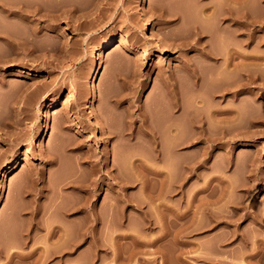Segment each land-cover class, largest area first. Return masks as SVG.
Returning a JSON list of instances; mask_svg holds the SVG:
<instances>
[{"label": "rangeland", "instance_id": "374dc122", "mask_svg": "<svg viewBox=\"0 0 264 264\" xmlns=\"http://www.w3.org/2000/svg\"><path fill=\"white\" fill-rule=\"evenodd\" d=\"M236 1L254 23H208L217 0H0V264H264V0ZM197 37L235 51L229 83Z\"/></svg>", "mask_w": 264, "mask_h": 264}, {"label": "bare ground", "instance_id": "6f19581e", "mask_svg": "<svg viewBox=\"0 0 264 264\" xmlns=\"http://www.w3.org/2000/svg\"><path fill=\"white\" fill-rule=\"evenodd\" d=\"M210 1H211V0H210ZM217 1H218V4H216L215 6L209 8V9H206V11H207V10H208V11L205 12V13H203V14H206V13H207V14L205 15L207 21H208V20H209V21H210V20H212V21L215 20V22L218 23V25H219V24H222V22L225 23V21H226V23H227V21H230V22L232 21L231 23L234 22V23L237 25V26H236V25H235V26H236V27L239 26V28H240L241 26H243V27H247L248 25H250L249 23H250V21L252 20V17H251V20H250V16H251V15H249L248 13H245L244 15L241 14V16H240L239 12L237 13V11H235L234 8L228 7V6H226L225 4H224L225 7L223 6L224 8H221L220 5H221V4L223 5L224 1H223V3H221L220 5H219V3H220L221 0H220V1L217 0ZM230 1H231V0H230ZM233 1H236V0H233ZM237 1H241V0H237ZM237 1H236V2H237ZM225 2H226V1H225ZM245 2H246V0H245ZM212 3H215V0H214V2H212ZM226 3H227V2H226ZM233 3H234V2H233ZM209 4H211V2H210ZM212 5H213V4H212ZM217 5H219L221 9H220L219 6H217ZM200 6H201V5H200ZM202 6H206V5H202ZM202 6H201V7H202ZM207 6H208V4H207ZM209 7H210V6H209ZM218 8H219V9H218ZM235 8H236V7H235ZM203 9H204V8H203ZM203 9H202V10H203ZM199 10H200V9H199ZM236 10H237V9H236ZM203 11H204V10H203ZM163 12H164V11H163ZM245 12H246V11H245ZM165 13H166V12H165ZM161 14L163 15V17L161 16L162 18L167 17V15L164 16V13L161 12ZM200 14H201V12H200ZM250 14H251V13H250ZM242 15H243L244 20H243V18H242ZM169 17H170V16H169ZM170 18H172V17H170ZM164 19H166V18H164ZM167 20H168V19H167ZM170 20H172V19H170ZM206 20H205V22H206ZM165 21H166V20H165ZM165 21H164V22H165ZM209 21H208V23H209ZM252 21H253L252 23H254V20H252ZM205 22H204V23H205ZM170 23H171V21H166V25H168V27H169V24H170ZM206 23H207V22H206ZM206 23H205V24H206ZM208 23H207V25H208ZM212 23H213V22H210V24H212ZM228 23H229V22H228ZM228 23H227V26H229ZM163 24H164V23H163ZM214 24H215V23H213V25H214ZM170 25H171V24H170ZM194 25H195V24H194ZM218 25H217V26H218ZM200 26H201L202 29H204V28L202 27V25H200ZM215 26H216V24H215ZM217 26H216V28H217ZM227 26L224 25V27H227ZM230 26H231V25H230ZM195 27H196V26H195ZM195 27H194V28H195ZM224 27H222V28L224 29ZM243 27H242L241 29H243ZM192 28H193V27H192ZM214 28H215V27H214ZM216 28H215V29H216ZM219 28H220V27H219ZM219 28H218V29H219ZM229 28H230V27H229ZM218 29H217V30H218ZM223 29L220 28L219 30L222 31ZM194 30H195V29H194ZM196 30H197V28H196ZM196 30H195V31H196ZM237 30H238V29H237ZM197 31H198V30H197ZM200 31H201V29H200ZM202 31H203V30H202ZM204 31H205V30H204ZM223 32H224V31H223ZM195 33H196V32H194V36L196 37ZM197 33H199V31H198ZM201 33H202V32H201ZM219 34H220V33H219ZM198 36H199V35H198ZM197 38H198V39L193 40L194 43H195V41H196V43H195V44H191L190 47H191L192 49H194L196 52H198L199 56H201L200 58H202V59L204 58V59L206 60V61H205V60L203 59L205 62H209V61L211 62V61H212L213 66H215V68H213L212 70L215 71L214 73H216V75L220 76V75H222L221 72H222L223 74H224V72H227L226 70H229V69H230V66L233 65V64L231 65V64H229V63H231V62L233 61L232 58L235 57V56H234L235 54H233L235 51L233 52V51L231 50V51L233 52V53L231 52V53H232L231 56H230V52H229V59H230V58H231V59H230V60L227 59L229 63H227V61H226V63H225V64H226L225 66L227 67V68H226V67L223 65V64H224L223 62L221 63L220 60H219L220 62H218V61L216 60V59H218L219 57H218V58L216 57V59H215V57H214L215 55H213V54H215V53L213 52V49H212V48H211V49H212V52H213V53L211 52V50L209 49L208 45H206L207 42H204L203 39L200 38V37H197ZM194 39H195V38H194ZM152 40H153V39H152ZM190 42H191V41H190ZM182 43H183V42H182ZM114 44H116V40H115V39H109V40L105 41L103 44H101V46H100V48H99V56H101L102 53H104L106 50H108V48H109V49L112 48V47L114 46ZM185 44H187V43H184V45H185ZM182 45H183V44H182ZM180 47L182 48V46H180ZM184 47H185V46H184ZM188 47H189V46H188ZM190 47H189V48H190ZM192 49H191V50H192ZM186 51H187V50H186ZM236 54H238V53H236ZM227 55H228V54H227ZM236 56H237V55H236ZM225 57H228V56H225ZM225 57H224V58H225ZM203 60H201V61H203ZM207 60H209V61H207ZM225 60H226V58H225ZM231 60H232V61H231ZM204 61H203V62H204ZM222 61H223V60H222ZM230 61H231V62H230ZM205 62H204V63H205ZM213 62H214V63H213ZM224 62H225V61H224ZM200 63H202V62H200ZM204 63H203V65H204ZM220 63H221V64H220ZM233 63H234V62H233ZM198 64H199V63H198ZM206 64H207V63H206ZM208 64H209V63H208ZM215 64H216V65H215ZM221 65L224 66V67H222ZM208 66L210 67V64H209ZM208 66H206V67H208ZM213 66H212V67H213ZM233 66L235 67V65H233ZM199 67H200V66H199ZM203 67H204V66H203ZM216 67H217V68H216ZM218 67H219V68H218ZM221 67H222V68H221ZM182 68H183V67H182ZM182 68H181V69H182ZM201 68H202V66H201ZM201 68H200V69H201ZM210 68H211V67H210ZM210 68H209V69H210ZM224 68H225L226 70H225ZM183 69H185V71H186L187 74L189 75V76H188V75H187V76H188V77H191L189 80L192 79V80L194 81V80L200 78L202 75H207V74H205L206 72H204L203 69H202L203 71H201V70L197 67V65L194 64V62H193V64H192V62L190 63V61H189L188 64L185 65V67H184ZM207 69H208V68H207ZM209 69H208V70H209ZM217 69H218V70H217ZM233 69H237V68H233ZM233 69L231 68L230 70L232 71ZM212 70H210V71H212ZM230 70H229V71H230ZM231 71L229 72V74L231 73ZM233 71H234V70H233ZM233 71H232V72H233ZM248 71H249V70H248ZM183 72H184V70H183ZM203 72H204V74L201 75V73H203ZM243 72H244V71H243ZM243 72H242V73H243ZM249 72H251V71H249ZM209 73H210V72H209ZM214 73L212 74L213 76H211L212 78L210 77L211 79L208 78V79L210 80V82H211L213 79H215L216 77L218 78V76L214 75ZM240 73H241V72H240ZM252 73H253V72H252ZM99 74H100V72H99V67H97V68L94 70V72L92 73V77H91V80H90V88L92 89L93 97H95L96 94H97V92H96V88H97V83H98V76H99ZM225 74H228V73H225ZM225 74H224V75H225ZM229 74H228V75H229ZM245 74H247V73L245 72ZM245 74H243V75H245ZM169 75H170V76H169ZM169 75L166 76V77H165V80H164V83H165V84H164V87H165V88H164V92H166L167 95L171 98V101H172L173 103L176 104V100L178 99V98H177V94H178V93H177V90H176L177 87H176V85H175V83H174L175 81H174V78H173V76H175V75H173V74H172L173 76H172L171 74H169ZM208 75H209V74H208ZM224 75H223L224 80H225V77H227V78H226V81H227V79H228L229 76H228V75H227V76H226V75L224 76ZM243 75H242V76H243ZM30 76H31V73H30V72H28V74L25 72V74H23L22 77L25 78V79H27V78H29ZM246 76H247V78H246V82H245V83H246V84H245L246 86H245V88H243V87H244V85H243L244 82H243V83H242V88H243V89H242V88H241L242 90L238 89V90L235 92L236 96H239L240 94L245 93V90H247V91H249V90L251 91V90H252V89H250V87H251V85H252L253 83H255V82H254V81H255L254 76H253V74H251V73H248ZM214 77H215V78H214ZM220 77H222V76H220ZM176 78H177V77H176ZM203 78H204V77H202V80H203ZM217 78H216V79H217ZM242 78H243V77H242ZM200 79H201V78H200ZM204 79H206V78H204ZM216 79H215V81H217ZM222 79H223V78H222ZM192 80H191V81H192ZM232 80H233V78H232ZM232 80L230 79V81H232ZM235 80H239V79H235ZM235 80H233V81H235ZM193 81H192V82H193ZM203 81H204V80H203ZM203 81H202V82H203ZM213 81H214V80H213ZM213 81H212V82H213ZM233 81H232V82H233ZM243 81H244V80H243ZM192 82H191V83H192ZM212 82H211V83H212ZM227 82L229 83V81H227ZM227 82H226V83H227ZM226 83H225V84H226ZM238 83H239V82H238ZM193 84H195V86L198 85V84L195 83V82H194ZM196 84H197V85H196ZM199 84H200L201 86L203 85V84H201V83H199ZM218 84H219V87H220V85H221L220 81H219ZM211 85H213V84H211ZM178 86H179V85H178ZM192 86H193V85H192ZM192 86H191V88L194 87V86H193V87H192ZM221 86H222V85H221ZM224 86L226 87V85H224ZM225 87H224V89H226ZM228 87H229V86H228ZM232 87H233V86H232ZM194 88H195V87H194ZM194 88H193L192 92L195 90ZM216 88H217V87H215V89H216ZM221 88H222V87H221ZM221 88H220V90H221ZM239 88H240V87H239ZM233 89H234V88H233ZM253 89H254V88H253ZM196 90H197V89H196ZM196 90H195V91H196ZM200 90H201V89H200ZM202 90L204 91V89H202ZM217 90H219V89H217ZM228 90H230V88H228ZM162 91H163V90H162ZM197 91H199V89H198ZM224 91H227V90H224ZM230 91H231V90H230ZM164 92H163V93H164ZM199 92L201 93L202 91H199ZM218 92H219V91H218ZM221 92H222V91H221ZM253 92H254V91H253ZM253 92H251V93L253 94ZM203 93H204V92H203ZM248 93H250V92H248ZM251 93H250V94H251ZM193 94H194V92H193ZM215 94L217 95V92H216V91H215ZM215 94H213V95H215ZM218 94H221V93L219 92ZM231 94H232V93H231ZM163 95H164V94H163ZM199 95H200V94H199ZM213 95H212V96H213ZM224 95H225V94H224ZM232 95H233V94H232ZM243 95H244V94H243ZM196 96H197V93H196ZM249 96H250V95H249ZM213 97H214V96H213ZM223 97H224V96H223ZM239 97H240V96H239ZM252 97H253V96H252ZM252 97H251V99L253 100L254 98H252ZM95 98H96V97H95ZM95 98H92V101H91V104H92V105H94V100H95ZM198 98H199V97H198ZM200 98H201V97H200ZM255 98H257V96H256ZM196 99H197V98H196ZM221 99H222V98H221ZM204 100H205V99L203 98V101H202V102L205 103L206 100H205V101H204ZM235 100H236V99H235ZM249 100H250V99H249ZM252 100H251V102L253 103L254 101H252ZM202 102H201V103H202ZM248 102H250V101H248ZM123 103H124V101H123ZM232 103H233V102H232ZM177 104H178V102H177ZM202 104H203V103H202ZM205 104H206V103H205ZM233 104H234V103H233ZM233 104H231V105H233ZM250 104H251V103H250ZM116 105H117V104H116ZM116 105L114 104V107H116ZM176 106H178V105H176ZM233 106H234V105H233ZM233 106H232V107H233ZM117 107H118V106H117ZM229 107L231 108L230 104H229ZM249 107H250V105H249ZM214 109H215V108H214ZM216 109H218V108H216ZM216 109H215V110H216ZM228 109H229V108H228ZM236 109H238V108H236ZM215 110H214V111H215ZM250 110H251V109H250ZM141 111H142V110H141ZM237 111H238V110H237ZM253 111H254V110H253ZM143 112H144V111H143ZM216 112H217L216 114H217L218 116L220 115V117H221V116L223 117V115H224V117H225V116H231V118L226 117V118H227V121H224V122H223V120H224V119L226 120V118H223V119H222V117H221V118L219 117V118H220L219 120H221L224 124H225V122H229L228 124H230L231 126H233V127H229V128H231V129L234 128V130H235V126L237 127L238 123L241 122V123H240V126H242L241 124H242V122L245 120L244 117H245L247 114L249 115V113L246 112L247 114H245V116H243V118L241 117V120H243V119H244V120L239 122V121H238V118L240 117V116H239V113H240V112L238 111V112H239V113H238V116H239V117L236 118V117L234 116V115H236V110H235V108H234V111H232V109H231V110H227V111H225V110H224V111H223V110H222V111H219V109H218V111H216ZM248 112H250L249 109H248ZM251 112H252V111H251ZM251 112H250V113H251ZM140 114H141V113H140ZM140 114H139V115H140ZM142 114H143V113H142ZM142 114H141V115H142ZM142 116H144V114H143ZM251 116H253V115H251ZM251 116H248V118L251 117ZM98 117H99V116H98ZM98 117H96V118H98ZM133 118H134V117H133ZM143 118H144V117H143ZM246 118H247V116H246ZM139 119H140V118H139ZM249 119H250V118H249ZM140 120H141V119H140ZM140 120H138V121H140ZM217 121H218V120H217ZM140 122H141V123L143 122V123H142V125L139 126V127H145V128H147V127L149 126L148 123H146V122L143 121V119H142ZM222 122H221V123H222ZM246 122H247V121H246ZM249 122H250V121H249ZM249 122H248V123H249ZM137 123H138V122L135 121V119H133V122L131 123L130 129H132L133 126L136 125ZM141 123H140V124H141ZM221 123H220V124H221ZM226 124H227V123H226ZM228 124H227V125H228ZM244 124H245V123H244ZM103 126H104L103 123H101V122L98 123V128H103ZM240 126H239V127H240ZM134 127H135V126H134ZM148 128H149V127H148ZM103 129H104V128H103ZM129 131H130V130H129ZM130 132H131V131H130ZM230 132H231V131L229 130V132H228L227 134H229ZM231 133L234 134V132H231ZM149 135H150V134H148V133H147V134H146V133L143 134L144 138H147ZM221 135H222L221 138L223 139V133H222ZM224 135H226V134H224ZM128 136H129L128 140H132V139L137 138L136 135H135L134 133H131V134H129V135L127 134V137H128ZM227 136H228V135H227ZM227 136H226V137H227ZM127 137L125 138V140H127ZM207 137H208V136H207ZM210 138H211V139H210ZM210 138H209L210 140H213V139L215 140V139H216L215 137H211V136H210ZM212 138H213V139H212ZM224 139H225V138H224ZM50 149H51V148H50ZM48 151H49V150L47 149V150L45 151V153H46V152L48 153ZM50 151H51V150H50ZM47 153H46V154H47ZM49 154H50V153H49ZM50 155H51V154H50ZM47 156H48V155H47ZM47 156H46V157H47ZM48 157H49V156H48ZM48 157H47V158H48ZM51 158H52V157H51ZM5 168H6L7 170H9V171H10V170H14V169H15V165H14L13 163H9V164H7V165L5 166ZM31 171H32V170H30V176L33 175V174H32L33 171H32V173H31ZM28 173H29V172H28ZM30 176H29V177H30ZM32 178H33V176H32L30 179H32ZM33 181H34V180H33ZM6 190H7V186H6ZM36 212H37V211H36ZM32 216H33V215H32ZM36 216H37V215H36Z\"/></svg>", "mask_w": 264, "mask_h": 264}]
</instances>
